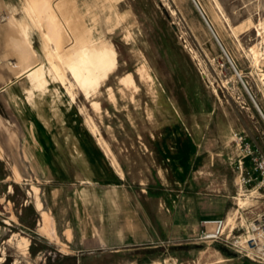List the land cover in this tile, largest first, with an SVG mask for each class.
<instances>
[{
	"label": "rangeland",
	"instance_id": "374dc122",
	"mask_svg": "<svg viewBox=\"0 0 264 264\" xmlns=\"http://www.w3.org/2000/svg\"><path fill=\"white\" fill-rule=\"evenodd\" d=\"M55 2L10 0L1 18L0 264H261L237 241L264 205L239 167L240 137L264 152V0H73L92 33L68 44L64 80ZM23 20L22 65L33 50L43 86L10 65ZM29 127L56 137L58 179L32 161Z\"/></svg>",
	"mask_w": 264,
	"mask_h": 264
},
{
	"label": "bare ground",
	"instance_id": "6f19581e",
	"mask_svg": "<svg viewBox=\"0 0 264 264\" xmlns=\"http://www.w3.org/2000/svg\"><path fill=\"white\" fill-rule=\"evenodd\" d=\"M54 2H55V4H53L51 6V8H52L51 10L54 11V17L57 18L56 23L60 24V26L62 28L60 30V42H58V46L55 48V52L53 53L55 55V56L54 55L53 56H54V58L56 57L55 60H57V61L52 62L51 64H52V67L55 69V71L59 74V77L62 80H64L63 73L61 72L60 61L62 60L63 63L66 64L67 60H64V56L63 55L64 54H68L69 55L68 57L71 56L70 48L68 47V44L70 42L81 41L84 38V33L83 32L87 31L88 34H91L92 30H91V28H89L87 25L84 24V21L82 22V17L81 16L76 15L74 18L70 16V11H71L72 6L74 4L73 0H54ZM200 13H201V11H200ZM49 15L52 16V14H49ZM2 18L6 19L7 22H9L10 19H11V16L6 15V16H4ZM31 18H33V17L31 16ZM61 19H62V21H61ZM19 21H16V23H17L16 26H18V25L20 26L22 24V27H23L24 30L23 31L21 30L19 35L15 34V36H14V39L16 40V42H15L16 43V45H15L16 48L14 50L13 55L16 57L17 62L11 63L10 65L12 67L13 73L15 74V77H20L22 75H25V76H27L29 78V79L27 78L28 80L31 81V79H33L34 82H35V85H37V87L43 86L45 84V82H46V79H45V76H44L42 65H41L40 62H38L36 60L35 52L33 50H32L31 62L29 64L22 65V61H23V58H24V53L22 52L23 49L21 50L18 47V43H20L21 41H23V40H25L27 38L26 26L28 25V23L26 22V20H23V22H19ZM41 32H42V35H43V38H44V50L49 53V51H48L49 49L47 48L46 41H45V39L47 40V34L44 31H42V30H41ZM7 34L9 35V31L7 32ZM48 39H51V38L48 37ZM20 44H22V43H20ZM56 44H57V42L55 43V45ZM12 52H13V50H12ZM26 53H28V52H26ZM248 93H249V91H248ZM252 100H253L254 105L258 106L256 101L253 98H252ZM115 164L118 167V163L116 161H115ZM38 205H40V203H38ZM233 218H232L231 214L229 216H227L225 225L228 226L229 223L233 221ZM44 221H45V224H47V219H45ZM224 228H225V226H224ZM245 238H247V237H245Z\"/></svg>",
	"mask_w": 264,
	"mask_h": 264
},
{
	"label": "built area",
	"instance_id": "2783aa9c",
	"mask_svg": "<svg viewBox=\"0 0 264 264\" xmlns=\"http://www.w3.org/2000/svg\"><path fill=\"white\" fill-rule=\"evenodd\" d=\"M243 148V158H248L251 167H244V161L239 160V167L244 169V183H253L259 191L261 197L264 198V152L255 151L250 143L243 142L240 137ZM226 219L224 217H216L213 219H204L202 221V229L197 237L198 240L210 239L218 240L222 237ZM249 235L241 242V247L245 255L250 256L252 260L264 264V209L257 213L255 218L250 222L248 228Z\"/></svg>",
	"mask_w": 264,
	"mask_h": 264
},
{
	"label": "crops",
	"instance_id": "0c3cea01",
	"mask_svg": "<svg viewBox=\"0 0 264 264\" xmlns=\"http://www.w3.org/2000/svg\"><path fill=\"white\" fill-rule=\"evenodd\" d=\"M10 9V0H0V56L3 55V46H2V42L4 40V36H5V41H7V25L6 23H3V21L1 20L2 16L4 14H8ZM6 16V15H5ZM45 128V127H43ZM29 136H28V140L32 139L34 140V145L33 147H35L36 149V155L34 157H32V161L41 164L44 168H46L47 171V177L51 178V179H58L59 177H61V174L58 171V166H57V150H58V143H57V139L56 137H54L53 134H50L49 132H47V138H44L43 135L41 134V132L38 131V129L36 127L31 128L29 127ZM36 140H35V139ZM26 143L27 140H25ZM88 159L87 161H91L95 159L94 153L93 151L91 152V154H88ZM91 177V176H90ZM120 177V176H119ZM121 178V177H120ZM92 179V178H91ZM259 199V197H258ZM255 200V202L257 203L256 205H250L253 206L254 208H252L246 215V218L250 217V219L252 218V220L255 218V216L257 215V213H260L263 209H264V205H262L263 207H261V205L259 204V200ZM246 214V213H245ZM46 215V214H43ZM49 218V216H43V220ZM50 219V218H49ZM48 221V220H47ZM225 260H230L228 264H254L250 261L247 260H239V259H225Z\"/></svg>",
	"mask_w": 264,
	"mask_h": 264
},
{
	"label": "trees",
	"instance_id": "16d2710c",
	"mask_svg": "<svg viewBox=\"0 0 264 264\" xmlns=\"http://www.w3.org/2000/svg\"><path fill=\"white\" fill-rule=\"evenodd\" d=\"M183 248L187 249V248H188V246H185V247H183ZM183 248H182V249H183ZM146 252H148V253H150V252H151L150 254L154 255V254H156V253H158V252L160 253V249H156V248H149V249H148V251H146ZM66 258H67V257H66ZM69 258H70V257H69Z\"/></svg>",
	"mask_w": 264,
	"mask_h": 264
},
{
	"label": "water",
	"instance_id": "95a60500",
	"mask_svg": "<svg viewBox=\"0 0 264 264\" xmlns=\"http://www.w3.org/2000/svg\"><path fill=\"white\" fill-rule=\"evenodd\" d=\"M211 29V28H210ZM231 63V62H230ZM232 65V64H231ZM232 67H233V65H232ZM233 69H234V71L237 73V71H236V69L233 67ZM238 74V73H237ZM239 76V75H238ZM240 78V77H239ZM240 80H241V78H240ZM242 81V80H241ZM243 83V82H242ZM5 88V86L4 87H2L1 88V90H3ZM257 107V110L260 112V114L262 115V113H261V111H260V109H259V107L258 106H256ZM263 116V115H262ZM264 117V116H263Z\"/></svg>",
	"mask_w": 264,
	"mask_h": 264
}]
</instances>
